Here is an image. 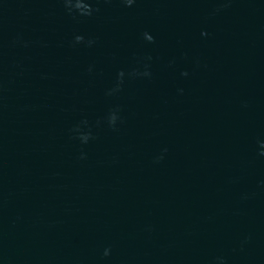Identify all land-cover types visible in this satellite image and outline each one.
<instances>
[{
  "label": "water",
  "instance_id": "obj_1",
  "mask_svg": "<svg viewBox=\"0 0 264 264\" xmlns=\"http://www.w3.org/2000/svg\"><path fill=\"white\" fill-rule=\"evenodd\" d=\"M0 264H264V0H0Z\"/></svg>",
  "mask_w": 264,
  "mask_h": 264
}]
</instances>
